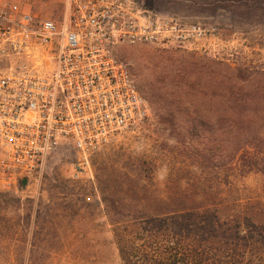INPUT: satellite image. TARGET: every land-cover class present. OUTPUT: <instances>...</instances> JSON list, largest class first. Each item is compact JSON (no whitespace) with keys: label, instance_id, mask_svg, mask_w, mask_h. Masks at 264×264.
<instances>
[{"label":"rangeland","instance_id":"obj_1","mask_svg":"<svg viewBox=\"0 0 264 264\" xmlns=\"http://www.w3.org/2000/svg\"><path fill=\"white\" fill-rule=\"evenodd\" d=\"M11 1L56 21L65 16V0ZM137 1L200 25L205 38L191 49L116 48L141 94L161 101L163 115L151 108L148 121L94 153L90 170L78 178L73 177L75 156L63 146L18 195H0V264H122L95 176L137 174L147 182L149 197L209 192L210 204L221 206L226 197V203L242 204L246 214L264 221L262 131L254 127L251 136L263 138L241 149L227 166L223 149L233 153L238 145L214 133L188 136L189 117L218 113L233 83L244 88L236 99L247 97L249 112L264 118V12L198 5L202 0ZM212 99L219 101L210 108Z\"/></svg>","mask_w":264,"mask_h":264},{"label":"built area","instance_id":"obj_2","mask_svg":"<svg viewBox=\"0 0 264 264\" xmlns=\"http://www.w3.org/2000/svg\"><path fill=\"white\" fill-rule=\"evenodd\" d=\"M205 36L137 0H65L62 21L0 0V195H18L63 146L84 175L94 153L150 119L118 46L191 49Z\"/></svg>","mask_w":264,"mask_h":264},{"label":"trees","instance_id":"obj_3","mask_svg":"<svg viewBox=\"0 0 264 264\" xmlns=\"http://www.w3.org/2000/svg\"><path fill=\"white\" fill-rule=\"evenodd\" d=\"M197 3L202 6L231 4L264 12V0ZM242 90L243 86L230 84L227 91L230 97L219 103L218 113L199 117L195 114L188 120L189 137L210 138L214 133L222 141L239 146L233 153L223 149V157L228 156L226 166L233 164L241 149L263 138L251 136L254 127L264 135V118L249 112L247 97L236 99ZM149 97L147 103L161 118L165 108L160 100ZM212 101L216 103L209 100L210 108ZM258 120L261 122L257 124ZM95 179L122 264H264V221L246 214L242 204H228L223 197L220 202L224 207L212 205L209 201L214 196L209 192L175 196L158 192L149 197L147 182L137 174L102 175ZM36 208L37 215L39 208Z\"/></svg>","mask_w":264,"mask_h":264},{"label":"water","instance_id":"obj_4","mask_svg":"<svg viewBox=\"0 0 264 264\" xmlns=\"http://www.w3.org/2000/svg\"><path fill=\"white\" fill-rule=\"evenodd\" d=\"M26 184H27V180L26 179H23L21 181L22 188H24L26 186Z\"/></svg>","mask_w":264,"mask_h":264}]
</instances>
